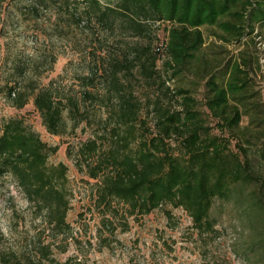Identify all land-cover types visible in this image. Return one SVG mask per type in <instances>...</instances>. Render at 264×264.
I'll return each instance as SVG.
<instances>
[{
	"label": "trees",
	"instance_id": "16d2710c",
	"mask_svg": "<svg viewBox=\"0 0 264 264\" xmlns=\"http://www.w3.org/2000/svg\"><path fill=\"white\" fill-rule=\"evenodd\" d=\"M35 1L31 7L39 9L59 0ZM83 1L90 16L119 35L152 39L121 37L110 44L107 56L77 73L80 90L61 87L56 79L48 84L27 79L24 63L13 60V75L0 82L2 95L16 109L33 101L53 134L65 133L70 120L73 129L86 120L88 100L103 105L105 133L88 138L79 149L89 161L90 176L98 179L99 204L112 208L120 202L138 214L172 204L188 212L200 234H214L215 200H233L254 236L245 254L258 248L264 253V99L252 84L255 55L243 50L219 69L225 49L212 47L215 42L206 46L202 28L217 25L224 41L241 43L264 21V0ZM161 21L171 23L169 38L155 46L154 24ZM171 80L183 83L173 86ZM200 82L214 125L192 95L193 84ZM98 83L103 94L90 89ZM214 128L225 134L213 133ZM58 148L22 116L5 119L0 128V178L11 176L54 229L68 232L73 195L68 166L49 161ZM37 254L35 262L27 254L2 252L0 264H43L41 256L50 257L51 246H41Z\"/></svg>",
	"mask_w": 264,
	"mask_h": 264
},
{
	"label": "rangeland",
	"instance_id": "374dc122",
	"mask_svg": "<svg viewBox=\"0 0 264 264\" xmlns=\"http://www.w3.org/2000/svg\"><path fill=\"white\" fill-rule=\"evenodd\" d=\"M37 3L0 0V82L13 75L12 64L18 60L24 63L27 79L41 84L56 79L61 87L80 90L77 73L87 72L90 64L100 56H107L110 44L121 37L142 43L152 39L119 35L90 16L83 0H59L37 5L39 9L31 7ZM170 26L168 21L154 24L155 46L160 41L167 43ZM202 28L206 46L215 42L212 47L225 49L221 51L224 59L219 69L225 67L229 57L236 59L243 50L255 55L252 84L264 99V21L241 43L224 41L220 35L223 30L217 25L205 24ZM254 37L255 43L251 40ZM181 83L169 81L173 86ZM90 89L97 94L105 90L99 83ZM140 90L138 86L137 92L142 94ZM192 92L196 107L202 110L207 123L214 125L216 118L205 105L204 82L193 84ZM84 106L88 113L86 120L76 129L70 120L65 133L53 134L43 125L33 101L16 109L0 92V128L5 119L22 116L44 141L59 146L49 161L68 166L69 187L73 192L67 216L69 231L58 232L47 222L45 211L27 199L11 176L0 178V253L27 254L37 262V251L49 244L51 256H41L43 264H264L263 249L245 254L254 236L233 200H215L214 234H200L188 212L172 204L146 214L131 213L120 202H115L112 208L99 204L98 179L90 176L89 161L80 155L79 149L88 138L105 133L100 118L106 116L107 108L89 100ZM242 122L246 124L248 118L245 116ZM212 131L225 134L218 128ZM105 144L108 146L109 141ZM232 144L236 149L234 140Z\"/></svg>",
	"mask_w": 264,
	"mask_h": 264
}]
</instances>
